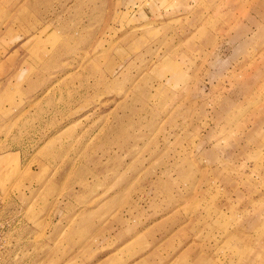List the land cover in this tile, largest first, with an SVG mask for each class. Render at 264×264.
Instances as JSON below:
<instances>
[{
	"label": "rangeland",
	"instance_id": "1",
	"mask_svg": "<svg viewBox=\"0 0 264 264\" xmlns=\"http://www.w3.org/2000/svg\"><path fill=\"white\" fill-rule=\"evenodd\" d=\"M0 264H264V0H0Z\"/></svg>",
	"mask_w": 264,
	"mask_h": 264
},
{
	"label": "built area",
	"instance_id": "2",
	"mask_svg": "<svg viewBox=\"0 0 264 264\" xmlns=\"http://www.w3.org/2000/svg\"><path fill=\"white\" fill-rule=\"evenodd\" d=\"M6 223L4 220H1V217H0V245H1V241L3 239V236H4V229L6 228Z\"/></svg>",
	"mask_w": 264,
	"mask_h": 264
}]
</instances>
